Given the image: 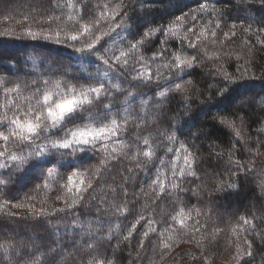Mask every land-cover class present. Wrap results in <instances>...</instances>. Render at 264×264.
<instances>
[{
    "label": "trees",
    "instance_id": "trees-1",
    "mask_svg": "<svg viewBox=\"0 0 264 264\" xmlns=\"http://www.w3.org/2000/svg\"><path fill=\"white\" fill-rule=\"evenodd\" d=\"M3 2L8 4H1L0 0L1 32L9 28L19 32L0 36V78L7 84L27 85L25 95L37 87L42 90L45 80L77 87L102 83L110 94L112 114L121 117L124 97L128 91H133L135 98L128 105L127 131L122 132L116 143H127L128 150L134 152L137 147L145 148L137 138L151 135L155 157L138 166L121 155L109 161L99 178L93 174L105 156L103 150L55 151L47 157L55 161L48 166L57 169V175L51 179L47 178L46 168L32 166L35 161L21 171L12 167L11 162L0 168V180L5 181L0 185V206H3L0 208V243L14 242L20 251L19 256L5 257L0 253V264L27 261L31 258L29 250L41 256L40 264H88L96 255L114 264H204L203 257H207L208 264H221L223 257L233 256L237 240L243 246L245 235L253 242V256H243L242 264H264V0H123L126 6L113 23L126 13L128 27L118 29L119 35L112 33L104 37L97 45L99 55L105 54L106 47L110 48L109 56L112 52L118 54L119 48H127L130 42L143 38L145 32L159 29L144 39L136 54L149 61L147 67L154 74L157 70L161 74L158 81L149 82L133 79L143 66L138 59H130L126 67L115 65L114 69H106L97 56L77 52L74 45L68 44L74 41L61 39L58 43L53 39L25 37L24 29L28 25L32 28L40 24L39 29H50L47 25L63 30L78 29V24L66 19L69 3L75 5L72 11L88 22L99 15L98 5L115 6L120 0ZM202 4L206 5L203 9ZM53 14L61 16V21L49 24L40 19ZM25 16L27 22L23 19ZM217 23L219 28L215 27ZM169 25L175 26L177 35H165ZM206 25V35L197 41L196 36ZM188 28L193 31H187ZM189 41L196 47L189 46ZM160 51L164 52L163 59L157 57L152 61L153 54ZM174 53L193 55L197 62L178 76L163 67L164 63H174ZM48 63L50 66L46 67ZM219 68L233 76L247 70V78L239 82L246 87L237 89L229 85L224 96L218 95L227 83L217 71ZM180 80L184 82L185 91H176L173 87ZM116 84L120 91L114 87ZM161 93L166 95L161 98ZM3 95L0 92V101ZM108 102L103 100L91 111L102 112L103 104ZM222 118L236 123L241 139L219 122ZM74 123H83V117L78 116ZM164 132L175 133V141L169 142L160 134ZM43 142V139L39 141ZM180 143L195 154L197 176H186L180 182L183 191L171 193L170 186L166 185L165 192L157 195L148 185L157 169L168 174L172 162L182 163ZM15 150L24 154L30 151L26 144L16 145ZM236 161L252 171L238 170ZM0 164H5L3 158ZM70 164L80 171L89 169L85 184L87 186L89 179L92 182V188L77 193L83 199L72 207L64 197L68 192L63 188L72 171ZM46 182L47 188L44 187ZM230 184L233 186L229 187ZM14 204L23 207L16 208ZM114 204L126 207L127 212L116 213ZM181 206L192 210L191 218L185 219L186 224L194 225L199 219L207 231H178L174 240L169 241L171 250L162 249L159 231L171 222ZM41 209L43 214H40ZM195 209L202 215L197 217ZM141 216L144 219H139ZM240 217L252 220L254 226L244 225ZM149 220L156 221L153 225L156 232L149 231ZM237 225L246 232L238 231L233 235L232 228ZM175 227L179 229L180 225L177 223ZM130 229L132 236L124 240ZM213 229L222 230L215 234V239ZM61 231L64 234L60 235ZM145 231H149L146 238ZM87 242L93 243L95 251L86 246Z\"/></svg>",
    "mask_w": 264,
    "mask_h": 264
},
{
    "label": "snow or ice",
    "instance_id": "snow-or-ice-1",
    "mask_svg": "<svg viewBox=\"0 0 264 264\" xmlns=\"http://www.w3.org/2000/svg\"><path fill=\"white\" fill-rule=\"evenodd\" d=\"M68 8L70 9L66 19L69 22L78 24L79 28L74 31H63L57 30L54 37L47 34H42L41 32L33 31L31 26L28 25L24 31L26 35L35 40L37 38L44 39H55L56 42H61V36L64 39L71 41H79L80 46L76 48L77 52L82 54L87 53L90 55L97 56V58L106 66V69H114L115 65H120L121 67H126L130 59H138V62L143 65L137 70V74L133 76V79L140 80L144 82H149L153 80L160 79V72L154 74L150 67H147L149 61H147L142 55L136 56L140 52V46L144 43V39L152 35L154 31H159V29H153L145 32L144 37L130 42L127 48H119L118 54L112 52L109 56L108 53L110 48H105L104 55H99V49L97 45L104 37L111 36L112 33H116L118 29L121 31L127 28L128 25L125 23L126 13L118 22L116 17L121 15L122 9L126 6L123 4V0H120L115 6L105 3L103 6L98 5L99 15L90 18L88 22L83 20V17L79 15L78 12L72 11L75 8L74 4L69 3ZM206 5H201V8H205ZM7 19V17H5ZM24 21H28V17H23ZM40 19L45 20L47 23L51 24L53 21L60 22L61 16L59 15H48L47 17H41ZM177 19L183 20V17H178ZM193 19H196L193 16ZM103 21V24H101ZM216 28H219L217 23ZM187 31H193L192 28H188ZM207 31V25L204 29H201L199 34L196 36V40L199 41L201 36H205ZM10 33L0 32V36H6ZM165 35H177L176 28L174 25H169L165 30ZM211 35L215 37V31L211 32ZM227 35V33L225 34ZM115 40V37H112ZM189 46L196 47V44L189 41ZM95 50V51H94ZM215 55V54H214ZM164 52L160 51L154 53L152 61H156L157 57L163 59ZM239 58V57H238ZM174 63L168 64L164 63L163 67L167 68L170 72L175 71L179 76L185 71V69H190L196 64V57L193 55H179L173 54L172 57ZM224 78L227 83L223 88L220 89L218 95L224 96L225 93L229 91V85H235L237 89L246 87L239 83L241 80L247 78L248 72L241 73L240 76H233L222 68L217 70ZM105 71L104 75H107ZM253 78H255L253 76ZM170 79V77H169ZM4 81L0 79V84ZM190 84L191 81H188ZM27 85H22L20 83L13 84L9 87L3 88V100L0 101V158L5 160V164H0V168L11 166L16 168V170L21 171L23 168L29 164V162L35 161L32 166L34 168H46L47 178L51 179L57 175V169L54 167H49L48 165L55 164V161L48 160L47 157L52 155L55 151L59 150H71V153L80 152L84 153L88 150H103L105 156L100 160L99 166L96 168L93 174L96 178L102 170H104L110 160L118 159L121 155L130 158L135 161L137 165L147 164L153 160L155 157V152L152 148V137L144 136L138 137V140L142 141L145 148L137 147L134 152L129 151L130 145L124 142L119 144L116 141L121 136L122 132L127 131V124L129 121V111L128 105L135 98V93L133 91H128L124 97L122 104L124 115L118 116L112 114V101L110 99V94L105 90L103 84L98 86H80L72 84H65L61 81H43V88H35L28 95H25V89ZM117 91L121 88L119 84L114 85ZM176 91H185L184 82L180 80L173 85ZM172 90V89H169ZM166 93H161V98H163ZM187 99V97L185 98ZM103 100H109L108 103L103 104V111L100 113H93L91 109L100 104ZM23 101V103H21ZM146 103V102H145ZM87 111V115L84 113ZM78 116L83 117V123H74ZM242 120V118H241ZM221 124L226 125L235 133L237 139H241V130L237 127L234 121H229L227 119H221L219 121ZM73 124L72 127H67L69 124ZM140 127V124H137ZM62 132L63 135H53L54 133ZM167 137L169 142H173L176 139L175 133H160ZM43 139V143L39 141ZM19 144H26L30 151L27 154L23 152H17L15 146ZM33 145L35 147L33 148ZM111 148V154L108 153V149ZM180 149L183 151L182 163L172 162L169 173L165 174L160 169H157L156 176L148 185V188L155 194H163L166 190V185L170 186L171 193L176 191H183L180 187V182L186 176L196 177L197 173L195 170L196 156L192 153L183 143H180ZM171 151V149H169ZM258 154V151H257ZM140 157L144 159L141 160ZM180 160V157H177ZM163 164V161L160 162ZM238 165V170L252 171L251 168L244 169L243 165H240L239 161H236ZM72 169L71 174L67 176V185L73 184L74 177H80L85 173L77 170L74 165L68 166ZM131 171V169H129ZM169 176L171 178H169ZM79 183L81 186L85 185V180L80 179ZM5 181L0 180V185H4ZM49 185L46 182L44 187L47 188ZM233 185H229L232 187ZM264 187V184H262ZM92 188L91 179L87 181V186L78 189V191H87V189ZM72 189L69 188V191ZM143 191V188L141 189ZM195 191V190H193ZM170 193V194H171ZM127 196V191L124 193ZM79 199H83L80 195ZM77 203L73 200V205ZM3 206H0L2 208ZM13 207L20 208L23 207L22 204H14ZM31 207V206H29ZM71 207V205L69 206ZM113 209L116 213L125 214L127 212L126 207L120 205H113ZM63 210V209H61ZM196 216L202 215L199 209H195ZM44 210H40V214H43ZM192 210H186L183 206L171 217V222L159 231L160 242L162 249L171 250L172 244L169 241H173L178 231H193L200 232L201 229L207 231L204 224L201 223L199 219L195 221L194 225H188L185 223L186 218H191ZM207 215V213H203ZM139 219H144L143 216ZM244 225L254 226L252 220L245 217H240ZM138 222V221H137ZM156 223L155 220L148 221L149 231L156 232L157 229L153 227ZM180 225V228L175 227L176 224ZM76 227L83 228V225L75 224ZM135 225H132V229ZM149 231H145L143 236L146 238L149 235ZM221 229H213V239H215V234H218ZM238 231L246 232V230L237 225L232 228L233 235H236ZM89 234H91V227L89 226ZM132 236V230L130 229L127 235L123 237L124 240H128ZM111 238L109 234V239ZM188 242V241H185ZM140 247H143V240L140 242ZM243 244L247 247H243L239 240L236 241V256L234 259L239 261L240 258L247 255L249 257L253 256L252 245L253 242L248 239L247 235L243 240ZM90 250L95 251L93 243L87 242L86 245ZM199 246V241H198ZM31 258L27 261L20 260L17 264H40L41 256L31 253ZM0 253H3L5 257L9 255H20L19 249L16 248L14 242L5 241L0 243ZM204 264H208L207 257H203ZM88 264H114V261H109L106 258H101L98 255L92 256L88 261Z\"/></svg>",
    "mask_w": 264,
    "mask_h": 264
},
{
    "label": "rangeland",
    "instance_id": "rangeland-1",
    "mask_svg": "<svg viewBox=\"0 0 264 264\" xmlns=\"http://www.w3.org/2000/svg\"><path fill=\"white\" fill-rule=\"evenodd\" d=\"M1 4L7 5L8 2H3V3H2V0H1ZM47 26H48L50 29H39L40 24H35V25L32 27V29H33L34 31H36V32H41L42 34L51 35V36H53V37H54V34H55V32H56L57 30H63V29H60V28H58V27H56V26H54V25H47ZM71 30H72V29L70 28V29H68V30H63V31H71ZM0 32H1V29H0ZM7 32L13 34V32L18 33L19 30L15 29V28H9ZM24 33H25V31H24ZM25 34H26V33H25ZM25 37H26V38H29L28 36H25ZM61 39H64L63 35L61 36ZM53 40H55V39L53 38ZM65 40H66V39H65ZM67 41H68V40H67ZM67 43H68V42H67ZM68 44H70V45H74L76 48L80 46V42H79V41H77V42H75V43H68ZM47 66H50V64L48 63V64L46 65V67H47ZM0 79H2V78H0ZM2 80L4 81V79H2ZM12 85H13V84H7V83L4 81L3 84H0V92L3 93V88H4V87H9V86H12ZM68 127H72V126H68ZM70 151H71V150H70ZM108 151L111 152V148H109ZM82 172H84L85 174L82 175V176H80V177H74V178H73V184H72V185H66V187L63 186V188H65L66 191L68 192V193H66L67 196H64V197L68 199V204H69V205H72V204H73V200L79 201V197H78V195H77V193L79 192L78 189H81L82 187H86V184H85L84 186H81L80 183H79V180H80V179H83V178H84V180L86 179V177H87V173H89V169L85 168L84 170H82ZM70 174H71V173H70ZM70 174H69V175H70ZM66 182H67V180H66ZM69 188H71L72 190L69 191ZM70 192H71V193H70ZM64 197H62V198H64ZM57 198H59V197H57ZM60 198H61V196H60ZM71 207H72V206H71ZM62 229L65 230L64 228H62ZM62 234H64V231H61L60 235H62ZM56 243H57V242H55V244H56ZM243 246H244V244H243ZM245 247H247V245H245ZM235 250H236V247H235ZM235 250H234L233 256H232L231 258L226 259L227 256L223 257V259H222V261H221V264H242V262L244 261V260H243V259H244L243 257L240 258L238 262H237L236 259H234V257L236 256V254H235ZM249 264H254V262H251V263H249Z\"/></svg>",
    "mask_w": 264,
    "mask_h": 264
}]
</instances>
